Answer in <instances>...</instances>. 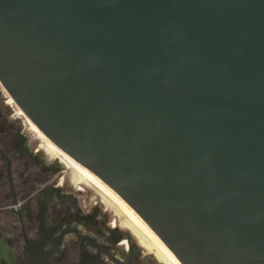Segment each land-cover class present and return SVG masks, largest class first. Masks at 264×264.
<instances>
[{
    "label": "water",
    "instance_id": "1",
    "mask_svg": "<svg viewBox=\"0 0 264 264\" xmlns=\"http://www.w3.org/2000/svg\"><path fill=\"white\" fill-rule=\"evenodd\" d=\"M0 84L181 264H264V0H0Z\"/></svg>",
    "mask_w": 264,
    "mask_h": 264
},
{
    "label": "flooded vegetation",
    "instance_id": "2",
    "mask_svg": "<svg viewBox=\"0 0 264 264\" xmlns=\"http://www.w3.org/2000/svg\"><path fill=\"white\" fill-rule=\"evenodd\" d=\"M2 91L0 84V244L20 264L28 250L50 264H162L112 199L23 145Z\"/></svg>",
    "mask_w": 264,
    "mask_h": 264
},
{
    "label": "bare ground",
    "instance_id": "3",
    "mask_svg": "<svg viewBox=\"0 0 264 264\" xmlns=\"http://www.w3.org/2000/svg\"><path fill=\"white\" fill-rule=\"evenodd\" d=\"M10 105L12 104L18 110L19 115H21L26 121L27 119L13 101V99L8 95L6 90L3 88ZM29 127L40 136L44 142L47 144L49 152L58 154L65 165L72 171L73 180L82 181V183L87 182L94 185L99 191L103 192L104 195L108 196L116 205L124 212V214L129 218V221L133 225L136 234L139 236L141 242L145 245V238H147L151 243H153L159 250V254L167 261V264H181L173 253L164 245V243L153 233V231L142 221V219L130 208L114 191H112L108 186H106L102 181H100L95 175H93L88 169L74 161L66 153L61 151L56 147L47 137L38 132L28 121ZM41 140V139H40ZM63 163V164H64ZM132 228V227H131ZM133 230V229H132ZM136 235V236H137ZM149 243V242H148ZM150 244V243H149Z\"/></svg>",
    "mask_w": 264,
    "mask_h": 264
},
{
    "label": "rangeland",
    "instance_id": "4",
    "mask_svg": "<svg viewBox=\"0 0 264 264\" xmlns=\"http://www.w3.org/2000/svg\"><path fill=\"white\" fill-rule=\"evenodd\" d=\"M2 92L3 95L6 96L4 97L5 103L3 105L6 109L10 111V113L13 115V119L17 122V125L19 127L20 141H22L23 145H25V147H27L28 149L32 150L33 153L37 155V157L41 158L43 161L47 163H58L65 170V173L72 174V171L65 165V163L62 161L61 157L58 154H53V152L48 151L47 144L44 142V140L40 136H38L37 133H35L31 129V127H29L27 121L21 115H19L18 110L15 109L16 107L12 104L10 105L5 92ZM94 188L96 187L94 186ZM145 247L148 249H152L155 256L162 264H167V261L161 256V254H159L160 252L157 247L153 243H151L147 238H145ZM0 264H20L19 261L17 262L13 249L10 246L0 244Z\"/></svg>",
    "mask_w": 264,
    "mask_h": 264
}]
</instances>
